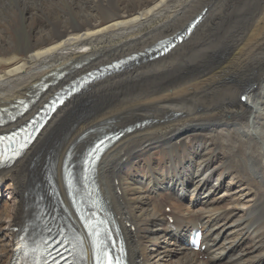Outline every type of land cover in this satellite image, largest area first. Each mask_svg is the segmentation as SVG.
Instances as JSON below:
<instances>
[{
	"label": "bare ground",
	"instance_id": "6f19581e",
	"mask_svg": "<svg viewBox=\"0 0 264 264\" xmlns=\"http://www.w3.org/2000/svg\"><path fill=\"white\" fill-rule=\"evenodd\" d=\"M96 1L117 7V0ZM96 1L17 0L29 21L37 17L51 25H40L32 35L27 59L15 55L0 62L8 69L0 73V115L21 113L0 132L28 122L69 81L131 60L71 96L18 161L0 170V194L10 196L0 219L9 251L0 263L10 264L15 255L16 227L33 214L32 191L51 179L63 211L84 235L86 264H94L97 239L88 220L76 213L79 193L70 173L83 171L98 138L130 128L111 142L92 172L102 215L114 234L112 250L124 264H264V206L254 196L260 192L264 202V4L253 27L231 28L222 39L218 23L241 0H228L216 20L209 18L206 0L187 18L184 12L198 0H137L134 9L121 11V18L107 25L99 21ZM64 2L80 14L79 22L71 21L70 12H63L65 25L53 19ZM9 6V0H0V9ZM199 16L190 35L152 59L156 46L183 34ZM185 62L194 65L184 69ZM48 82L52 86L46 89ZM216 93L223 94L221 101L200 104ZM24 104L30 105L27 110ZM191 143L200 146L190 149L188 159L180 156V148ZM212 147L218 153L210 158ZM157 149L168 152L166 163L144 168L141 159ZM127 179L137 188L138 205L147 206L149 237L140 234L134 204L126 199L121 182ZM157 207L172 211L161 214ZM194 228L204 233L203 253L185 246Z\"/></svg>",
	"mask_w": 264,
	"mask_h": 264
},
{
	"label": "rangeland",
	"instance_id": "374dc122",
	"mask_svg": "<svg viewBox=\"0 0 264 264\" xmlns=\"http://www.w3.org/2000/svg\"><path fill=\"white\" fill-rule=\"evenodd\" d=\"M88 1L91 2L92 0H88ZM204 1L205 0H198L194 2L193 6H191L187 11H185L182 17L187 18L192 13L196 12V10L199 8V6L202 3H204ZM206 1H208L211 4V7H209V12H210L209 18H211L212 20H216L217 19L216 17L219 14V12L223 11L222 9H224V7L228 6L229 4L228 0H206ZM9 2L11 6L0 9V62L2 58H11L15 55H19V57H21L20 59H24V58L27 59L28 57L27 51L30 48V45L32 43V35L37 33L38 28L41 27L40 25L46 26V27L51 25L48 21L44 19L40 20L37 17L29 21V16L26 14L24 10L19 8L17 0H9ZM136 2L137 0H117V7H113L112 5H109L108 3L103 4V3L96 1L95 5L97 6V8L95 10L98 12V15L100 17L99 21L102 22V25H107L108 23L113 22L116 19H120L121 11L123 12L124 10H131L132 8L134 9L137 6ZM224 2L226 4H224ZM240 2L241 3L237 4L238 6L232 12H229V14L224 16L223 17L224 19L220 23H218V26L220 27V31L218 32L219 38L223 39L225 36L229 35V31H231L230 30L231 28L238 29L240 31L249 30L251 27H253V25L257 21L255 18V15L259 11L261 4H264V0H259V1L258 0H244V1L241 0ZM63 12L64 13L70 12L71 21L75 23L79 22V20L81 19L79 18L80 14L78 13L74 14L73 11L71 10V6L67 2H64L61 4V9L57 10L56 16H54L53 19L56 22H61L63 23V25H65L66 22H64ZM170 17H173V16H170ZM3 64L4 63L0 64V67ZM192 65L194 64L190 62H185L184 64H181V67L185 69L187 67L190 68ZM2 71L6 73L8 72V69L0 68V73ZM222 96H223L222 93H216V95L203 98L200 104L210 105L213 103H217L218 101L222 100ZM116 107L117 105L113 106L112 110L115 111V109H117ZM62 134H66V133L62 132ZM76 140H74L73 143ZM85 144H86L85 142H80V146L81 145L84 146ZM112 146L113 145H111L107 150H109ZM198 146H200V144L198 145L196 143H191L189 144V148H187V150L184 148H180L182 150V154L180 156H182L183 158L186 157L188 159L189 157L188 155L193 153L190 149L198 147ZM210 150L211 151L209 154L212 155L210 158H213V156L218 153V148L212 147ZM244 151H248V150H244ZM167 154L168 152H166L163 149H160V150L157 149L156 151H152L150 153L151 157H149L148 155H145V157L141 159V162L144 159L142 162L143 167L146 168L145 166H150L152 162L156 165L163 166L166 163L168 157H170V156H167ZM225 165H226V162H224V166H223L224 173L226 172ZM241 178L242 176L240 175L237 176L238 180H241ZM242 182H244V180H242ZM122 184H123L126 199L127 200L129 199L130 202L134 204L133 208L135 209L134 213L137 216L136 222L139 225L140 234L145 233V235L149 237L147 232L150 229L149 228L150 218L148 215H146L147 214L146 210H148L146 209L147 206L146 205L144 206V203L141 205H138L137 201L140 200V196L137 195V192H136L137 188L132 185L130 180L127 179L126 181H122ZM5 196H7V194H5ZM254 196H255V200L260 202L261 207H263L264 202L262 200L261 193L254 192ZM9 198L10 196L3 198V194H0V219L4 217V210L6 209L7 206L10 205ZM161 198L168 201L167 196H165L164 194L161 195ZM158 199H160V196ZM171 202H173V205H172L173 208L175 206L178 210H180L181 206L179 205V202L175 200ZM247 202H249V200H247ZM141 208L143 209L140 210ZM156 210L157 211L159 210L161 214L164 213V210L160 207H157ZM223 211L225 210H221V212ZM263 225L261 226V229L264 232ZM0 238H1L0 239V257H1V256H6L9 250L6 247L7 241L2 243V239L4 237H0ZM8 239L9 237L6 238V240ZM151 240L152 239L149 238L148 242H151ZM148 245H149L148 249L150 251L155 250V247H153L151 243ZM0 264H3V263H0Z\"/></svg>",
	"mask_w": 264,
	"mask_h": 264
},
{
	"label": "snow or ice",
	"instance_id": "6c2138e0",
	"mask_svg": "<svg viewBox=\"0 0 264 264\" xmlns=\"http://www.w3.org/2000/svg\"><path fill=\"white\" fill-rule=\"evenodd\" d=\"M241 100H246V97L241 96ZM3 119V116H0V120ZM23 133L24 135L28 136V139L24 141L20 145L19 150H15L13 152V156H19L20 152L27 146V144L31 141L32 137L30 133H28L27 129L24 127L20 128L19 132H13L11 136L2 135L0 136V143H3L5 140H14L18 135ZM103 141H100V143H97L94 148L89 152V156H91L94 152H98L101 148V144ZM3 154H0V158H2ZM13 157H7L8 160H11ZM7 162V161H5ZM103 223V221H101ZM93 235H95L98 239L101 240V242L96 243L94 247V261L95 264H119L118 260H115L113 255L111 254L110 248L108 245H106L103 240L102 236L103 234L100 232H94ZM114 247V245H112Z\"/></svg>",
	"mask_w": 264,
	"mask_h": 264
}]
</instances>
